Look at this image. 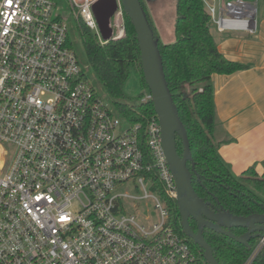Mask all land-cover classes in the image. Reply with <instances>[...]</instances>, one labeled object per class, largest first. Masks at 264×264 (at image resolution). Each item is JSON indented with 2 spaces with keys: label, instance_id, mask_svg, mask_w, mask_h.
<instances>
[{
  "label": "built area",
  "instance_id": "2783aa9c",
  "mask_svg": "<svg viewBox=\"0 0 264 264\" xmlns=\"http://www.w3.org/2000/svg\"><path fill=\"white\" fill-rule=\"evenodd\" d=\"M98 1L68 0L74 20L101 44L124 38L121 0L107 41ZM204 3L218 31L249 30L233 3ZM59 11L56 0H0V264H208L168 223L178 185L158 116L130 124L99 96ZM144 201L158 222L135 213Z\"/></svg>",
  "mask_w": 264,
  "mask_h": 264
},
{
  "label": "trees",
  "instance_id": "16d2710c",
  "mask_svg": "<svg viewBox=\"0 0 264 264\" xmlns=\"http://www.w3.org/2000/svg\"><path fill=\"white\" fill-rule=\"evenodd\" d=\"M156 38H159L145 0H141ZM76 33L82 46V62L112 100L115 110L130 124L146 125L155 116L152 102H141L145 92L134 99L125 93V84L134 69L143 88L145 83L141 52L135 28L126 15L124 38L101 44L95 34L81 21H76ZM211 16L204 0H175L174 39L163 43L159 50L166 80L180 118L186 128L195 162L193 187L198 196L236 216L264 214V173L258 177L254 168L236 176L218 154L214 140V74L230 75L245 66L227 59L218 49L210 31ZM160 39V38H159ZM148 92V91H147ZM177 151L183 154V144L177 137ZM189 169L192 166L188 164ZM168 223L183 237L181 216L176 200L168 201ZM194 230L196 222L190 220ZM239 235L242 229L233 228ZM204 237L213 249L219 264H245L257 247L259 239L250 241L251 249L210 229ZM190 245L202 256L199 247L188 238ZM252 264H264V247Z\"/></svg>",
  "mask_w": 264,
  "mask_h": 264
},
{
  "label": "water",
  "instance_id": "95a60500",
  "mask_svg": "<svg viewBox=\"0 0 264 264\" xmlns=\"http://www.w3.org/2000/svg\"><path fill=\"white\" fill-rule=\"evenodd\" d=\"M121 2L137 34L144 80L152 94V103L160 122L164 153L178 185L176 201L183 232L199 247L208 264H219L212 247L204 237V230L210 229L223 234L250 250L251 239H264V214L236 216L220 206L215 207L210 201H205L198 196L193 187L195 162L186 128L166 80L163 59L159 50L160 39L155 37L141 0H121ZM116 10L115 0H99L93 6L100 33L105 41L112 37L110 21ZM177 137L183 144L182 155L177 151ZM189 163L192 170L188 167ZM190 220L196 222V230L192 228ZM233 228L246 229L247 232L238 236L232 231ZM257 232L260 234H256Z\"/></svg>",
  "mask_w": 264,
  "mask_h": 264
},
{
  "label": "crops",
  "instance_id": "0c3cea01",
  "mask_svg": "<svg viewBox=\"0 0 264 264\" xmlns=\"http://www.w3.org/2000/svg\"><path fill=\"white\" fill-rule=\"evenodd\" d=\"M218 12L228 2L241 8L249 30L210 31L219 51L245 66L230 75L214 74V140L218 154L240 176L264 173V0H209Z\"/></svg>",
  "mask_w": 264,
  "mask_h": 264
},
{
  "label": "rangeland",
  "instance_id": "374dc122",
  "mask_svg": "<svg viewBox=\"0 0 264 264\" xmlns=\"http://www.w3.org/2000/svg\"><path fill=\"white\" fill-rule=\"evenodd\" d=\"M60 8L59 14L66 22L69 29V37L72 46L82 61V46L76 33V22L71 15L68 0H56ZM145 5L149 11L151 20L155 26V31L163 43L174 39V21H175V0H145ZM92 84L99 96L109 105H112V100L108 97L104 89L93 79ZM125 93L130 99H134L142 92L149 91L143 88L137 72L132 69L130 76L125 84ZM258 174V177H262ZM125 190L132 191L130 186H126ZM135 213L142 220L143 216H148L151 222L159 221V213L154 209L153 204L148 201L141 202ZM203 258V257H202Z\"/></svg>",
  "mask_w": 264,
  "mask_h": 264
},
{
  "label": "flooded vegetation",
  "instance_id": "af4514ba",
  "mask_svg": "<svg viewBox=\"0 0 264 264\" xmlns=\"http://www.w3.org/2000/svg\"><path fill=\"white\" fill-rule=\"evenodd\" d=\"M215 207H218V206H216L215 204H213ZM243 230V232L241 233V234H239L238 236H241V235H243V234H245L246 232H247V230L246 229H242ZM256 234H260V232H257ZM255 239H258V238H253V239H251V241L252 240H255Z\"/></svg>",
  "mask_w": 264,
  "mask_h": 264
}]
</instances>
